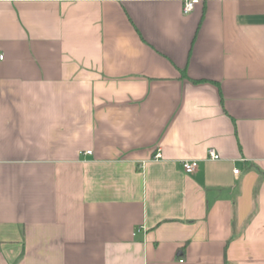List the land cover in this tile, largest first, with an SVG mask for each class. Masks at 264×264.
Instances as JSON below:
<instances>
[{
  "label": "crops",
  "instance_id": "0c3cea01",
  "mask_svg": "<svg viewBox=\"0 0 264 264\" xmlns=\"http://www.w3.org/2000/svg\"><path fill=\"white\" fill-rule=\"evenodd\" d=\"M184 3L0 0V264H264V0Z\"/></svg>",
  "mask_w": 264,
  "mask_h": 264
},
{
  "label": "built area",
  "instance_id": "2783aa9c",
  "mask_svg": "<svg viewBox=\"0 0 264 264\" xmlns=\"http://www.w3.org/2000/svg\"><path fill=\"white\" fill-rule=\"evenodd\" d=\"M198 0H185L183 10L185 13L190 12L193 8L195 3ZM4 58V53L0 51V59ZM209 158L218 159L220 158V154L214 149L211 148L208 150ZM183 167L186 171L190 172L197 168L198 160L197 159H183L182 160Z\"/></svg>",
  "mask_w": 264,
  "mask_h": 264
}]
</instances>
